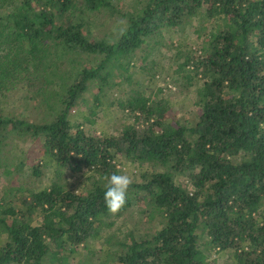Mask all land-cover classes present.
Wrapping results in <instances>:
<instances>
[{
  "label": "trees",
  "instance_id": "trees-1",
  "mask_svg": "<svg viewBox=\"0 0 264 264\" xmlns=\"http://www.w3.org/2000/svg\"><path fill=\"white\" fill-rule=\"evenodd\" d=\"M112 2L0 0V168L9 139L30 137L41 145L34 176L49 167L91 186L88 193L58 181L11 188L0 198V264H73L81 247H99L100 261L114 264H217L212 252H227L234 264H264V0H144L121 15L114 39H92L77 13ZM204 16L210 31L197 30L202 43L183 65L181 86L196 88L198 115H171L168 98L146 96L128 76L133 94L121 108L131 121L118 135L75 124L72 110L88 94L95 114L113 74L129 72L138 51ZM19 84L49 105L51 121L5 113L2 99ZM123 159L137 165L139 180L111 214L104 177L120 172ZM142 204L156 232L112 242L111 220Z\"/></svg>",
  "mask_w": 264,
  "mask_h": 264
},
{
  "label": "rangeland",
  "instance_id": "rangeland-1",
  "mask_svg": "<svg viewBox=\"0 0 264 264\" xmlns=\"http://www.w3.org/2000/svg\"><path fill=\"white\" fill-rule=\"evenodd\" d=\"M75 1L78 6L83 5V0ZM142 1L144 0H113L111 7L104 8L100 12L89 14L83 12L82 9L84 14L80 12L77 15L87 23L92 39L103 36L114 39L124 21L121 15L136 11ZM202 20L201 24L192 21L178 29L165 30L163 36L156 39L158 41L156 44L151 43L146 46L145 50L138 51V55L135 57L137 64H131L132 68L129 72L118 70L113 74L112 79L115 85L112 88L107 87L102 95V105L100 104V108L95 114L90 112L93 101L88 94L86 102L72 110L71 115L75 124L85 127L96 135H118L123 126L131 121L128 112L121 108V102L133 94V87L128 82L123 83L128 76L132 81L135 80L142 85L146 96L154 99L168 98L171 104V115L184 120L192 119L198 115L200 111L196 105V88L184 89L181 86L184 82L182 72L188 70L187 67V69H183V65L190 51H194L202 43L197 30L202 29L200 25L204 27L207 25L208 29H205L204 32L207 34L210 31L209 20H206L205 16ZM84 29L87 30L86 26ZM202 37L205 38L203 35ZM141 56H145V59H142ZM140 66H146V72H140ZM142 75L144 76L141 77ZM151 80L155 81L153 85H150ZM159 89H162L163 92L158 96ZM97 91L96 88L93 89L94 93ZM2 100L4 111L10 116H20L25 120L44 123L51 121L54 115L49 105L43 101L35 89L31 91L25 89L23 84L14 87ZM40 147L41 145L30 137L13 136L9 139L8 151L4 155L3 167L0 168V198L8 195L11 188L19 187L22 183H27L33 188H42L58 181L70 190L80 193L90 191V182L86 178L73 175L69 171L59 173L52 168L43 167L42 174L39 177L34 176L32 167H35L38 162L36 157L40 156ZM125 168L133 176V182L139 180L137 165L123 159L119 165L120 172ZM5 171H10L11 174H7ZM180 183L184 186L187 185L185 177H181ZM145 210L146 208L142 204L129 209L122 217H114L111 220L114 225L112 228L106 229L107 235L112 237V242L118 243L125 239L129 233L135 234L136 237L154 234L158 229L157 220H150L145 214ZM261 212H264V206ZM103 245L105 244L103 243ZM78 255L73 264H114V259L111 257L106 261H100L99 247H97V251H85L81 247ZM211 259H216L217 264H234L227 252H212Z\"/></svg>",
  "mask_w": 264,
  "mask_h": 264
},
{
  "label": "clouds",
  "instance_id": "clouds-1",
  "mask_svg": "<svg viewBox=\"0 0 264 264\" xmlns=\"http://www.w3.org/2000/svg\"><path fill=\"white\" fill-rule=\"evenodd\" d=\"M104 179L106 186L103 198L106 209L111 214H117L127 202V193L133 183V176L125 168L121 172L105 176Z\"/></svg>",
  "mask_w": 264,
  "mask_h": 264
}]
</instances>
